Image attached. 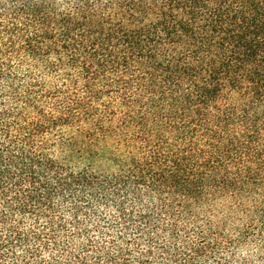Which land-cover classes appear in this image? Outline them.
Listing matches in <instances>:
<instances>
[{"label": "trees", "instance_id": "16d2710c", "mask_svg": "<svg viewBox=\"0 0 264 264\" xmlns=\"http://www.w3.org/2000/svg\"><path fill=\"white\" fill-rule=\"evenodd\" d=\"M245 195L264 226V0H0V264H178Z\"/></svg>", "mask_w": 264, "mask_h": 264}, {"label": "rangeland", "instance_id": "374dc122", "mask_svg": "<svg viewBox=\"0 0 264 264\" xmlns=\"http://www.w3.org/2000/svg\"><path fill=\"white\" fill-rule=\"evenodd\" d=\"M253 204L250 195L214 199L182 214L175 241L183 252L178 264H264V226L255 218ZM165 218V222L170 221L167 215ZM165 240L167 246H172L171 238ZM196 246L203 249L200 254L192 253ZM132 249L137 263L140 248Z\"/></svg>", "mask_w": 264, "mask_h": 264}]
</instances>
